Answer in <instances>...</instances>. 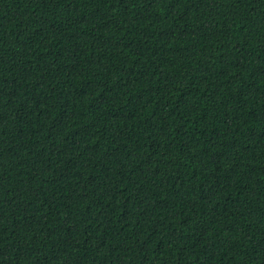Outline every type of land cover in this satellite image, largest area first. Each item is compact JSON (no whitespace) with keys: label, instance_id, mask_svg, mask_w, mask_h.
I'll return each mask as SVG.
<instances>
[{"label":"trees","instance_id":"16d2710c","mask_svg":"<svg viewBox=\"0 0 264 264\" xmlns=\"http://www.w3.org/2000/svg\"><path fill=\"white\" fill-rule=\"evenodd\" d=\"M0 264H264V0H0Z\"/></svg>","mask_w":264,"mask_h":264}]
</instances>
